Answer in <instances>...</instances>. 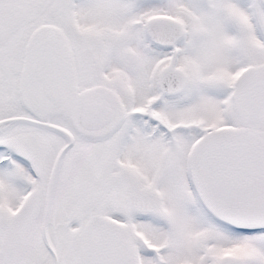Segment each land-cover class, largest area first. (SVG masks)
<instances>
[{"label":"snow or ice","instance_id":"1","mask_svg":"<svg viewBox=\"0 0 264 264\" xmlns=\"http://www.w3.org/2000/svg\"><path fill=\"white\" fill-rule=\"evenodd\" d=\"M0 264H264V0H0Z\"/></svg>","mask_w":264,"mask_h":264}]
</instances>
